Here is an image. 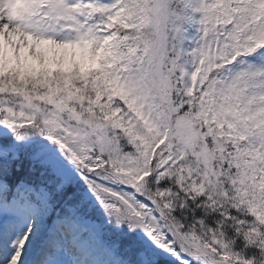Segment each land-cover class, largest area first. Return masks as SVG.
<instances>
[{"label":"snow or ice","instance_id":"1","mask_svg":"<svg viewBox=\"0 0 264 264\" xmlns=\"http://www.w3.org/2000/svg\"><path fill=\"white\" fill-rule=\"evenodd\" d=\"M0 264H264V0H0Z\"/></svg>","mask_w":264,"mask_h":264}]
</instances>
